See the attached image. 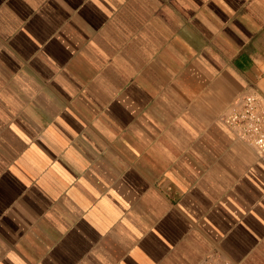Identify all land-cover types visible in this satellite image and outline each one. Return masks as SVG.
Wrapping results in <instances>:
<instances>
[{"label": "crops", "instance_id": "0c3cea01", "mask_svg": "<svg viewBox=\"0 0 264 264\" xmlns=\"http://www.w3.org/2000/svg\"><path fill=\"white\" fill-rule=\"evenodd\" d=\"M263 86L264 0H0V264H264Z\"/></svg>", "mask_w": 264, "mask_h": 264}, {"label": "built area", "instance_id": "2783aa9c", "mask_svg": "<svg viewBox=\"0 0 264 264\" xmlns=\"http://www.w3.org/2000/svg\"><path fill=\"white\" fill-rule=\"evenodd\" d=\"M241 141L264 159V86L238 95L220 116ZM201 264H231L220 256H209Z\"/></svg>", "mask_w": 264, "mask_h": 264}]
</instances>
